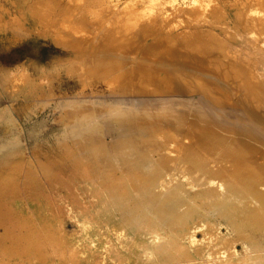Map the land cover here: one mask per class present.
<instances>
[{
	"label": "bare ground",
	"instance_id": "6f19581e",
	"mask_svg": "<svg viewBox=\"0 0 264 264\" xmlns=\"http://www.w3.org/2000/svg\"><path fill=\"white\" fill-rule=\"evenodd\" d=\"M51 1L54 13H71V7L60 9L61 0ZM192 1L189 10L202 18L201 9L208 8L207 4ZM139 3L145 5L142 14L133 8ZM126 6L127 15L145 20L140 34H131L133 20L122 21L120 17L110 29L100 26V34L93 37L100 50L95 63L105 65L92 66L85 77L72 73L68 77L79 90L85 84L96 95H119L122 101L103 102V107V103L95 104L102 117L117 120L119 127L112 135L119 137L120 130L131 125L135 143L139 144L137 137H141L157 144L162 148L159 160L162 154L169 161L178 157V171L159 179H136V185L134 179L123 177L114 179L116 185H97L99 189L91 182L83 183V190L94 201L89 214L78 212L75 216L78 234L63 231L60 223L45 216L41 206L16 207V215L29 223L35 241L32 247H36L32 251L51 264H61L60 256L64 257L63 264H264V164L257 161L264 159V121L255 104L259 102L264 108V79L242 65L243 55L240 48L237 50L242 44L239 37L232 51L216 34L188 30L169 34L170 26H150L153 12L181 7L174 0H127ZM245 7L237 10L235 17L243 25L252 21L262 32L245 34L252 42L250 46L259 52V45L264 47V23L259 22L255 3L248 6L247 2ZM211 12L213 20H225L219 5L214 4ZM72 15L80 20L84 13L75 11ZM111 29L120 33L109 34ZM70 41L83 46L85 38L72 34ZM110 61L116 65V75H110L113 69H106ZM169 103H175L178 114L171 110L166 113ZM123 113L127 116L120 119ZM80 117L79 128L86 130L87 119ZM177 124L186 131H178L175 138L169 132H174ZM144 149L149 167L154 168V155L146 146ZM257 151L262 154L255 155ZM250 165L252 172L243 173L241 168ZM203 172L212 179H196ZM226 174L235 175V183L246 186L230 185ZM241 188L257 192L237 193ZM194 189L211 194L185 196L186 190ZM155 190L164 194L154 196ZM167 190H174L175 195L171 198L165 194ZM196 198L210 212L192 208L197 205ZM236 241L245 257L237 251Z\"/></svg>",
	"mask_w": 264,
	"mask_h": 264
},
{
	"label": "rangeland",
	"instance_id": "374dc122",
	"mask_svg": "<svg viewBox=\"0 0 264 264\" xmlns=\"http://www.w3.org/2000/svg\"><path fill=\"white\" fill-rule=\"evenodd\" d=\"M199 1L208 7L201 9L202 18L189 10L192 8V0H174L181 7L160 10V14L153 12L150 26H170L169 34H184L187 30L216 34L224 39L227 49L232 51L237 47L236 42L241 39L242 44L237 50L240 48L243 55L242 65L246 71L250 67L256 70L255 73L264 79V47L259 45L258 52L250 46L252 42L245 38V34L262 32L255 29L257 26L252 21L243 25L235 17L236 12L246 8L247 2L248 6L253 2L262 25L264 0ZM126 2L127 0H61V10L72 8L67 15L54 13L51 0H0V264L52 263L32 251L36 247H32L35 241L29 223L16 215V207H26L27 204L41 206L45 216L60 223L63 231L78 234L75 216L78 212L89 214L94 201L91 194L83 190V183L91 182L99 189L97 185H116L114 179L123 177L134 179L136 185V179H159L171 171H178V157L169 161L167 155L161 153L159 160L157 156L162 148L157 144H149L147 138L142 140L141 137H137L139 144L135 143L131 125L123 127L119 137L112 135L119 127L116 125L117 120L102 117L95 104L122 101L119 95H96L89 86L86 89L85 84L79 90L74 80L68 77L69 73L85 77L87 69L89 73L92 66L100 68L105 65L95 63L99 60L100 50L93 37L100 34V26L110 29L114 20L120 17L122 21L133 20L135 24L131 34H140L145 20L141 16L127 15L129 8ZM214 4L221 7V13L224 12V21L212 19L213 15L210 13ZM143 6L145 5L139 3L133 8L142 14ZM36 11L40 12L37 14ZM43 11L47 14H40ZM75 11L84 13L80 20L74 19L72 13ZM168 12L172 13L167 14ZM221 13H218L219 16ZM101 16H108V21L99 19ZM38 19L48 21L40 23ZM51 20L57 22L50 23ZM112 29L108 31L109 34L120 33ZM72 34L84 36L83 46L70 41ZM91 61L94 65H88ZM106 65V69H113L110 75L118 73L114 62L110 61ZM94 96H97L96 100ZM246 97L249 98L250 95L247 93ZM258 103H255L259 108L257 111L264 121V108ZM86 106H89L88 109ZM167 107L166 113L171 110L178 114L175 103H169ZM83 115L88 122L86 130L79 128L80 116ZM125 115L123 113V116H119L120 119ZM175 129L174 132H169L172 137L178 138L180 130L185 134L186 129H178V124ZM144 146L150 149L156 159L154 168L147 163L148 159L143 153L146 150ZM244 152L246 153L245 150ZM260 154L262 153L255 152L257 156ZM257 161L264 164V159L259 158ZM241 169L243 173L246 170L252 172L253 165ZM224 177L230 185L246 186L242 185L243 182L241 185L235 183V175L226 174ZM100 179H109L110 182ZM196 179L212 178L203 172ZM186 183L188 182H184ZM256 192L237 189L240 194ZM163 194L161 191H154V196ZM165 194L172 198L175 191L167 190ZM185 194L190 197L196 194L205 197L211 193L194 189L186 190ZM195 202L197 205L192 208L200 209L202 213L210 212L197 198ZM235 245L237 251L245 257L238 241ZM68 259L74 261L71 255H68ZM60 260L61 264L65 262L63 256H60Z\"/></svg>",
	"mask_w": 264,
	"mask_h": 264
}]
</instances>
